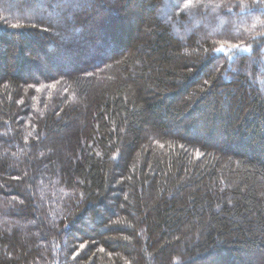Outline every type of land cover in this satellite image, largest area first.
Returning <instances> with one entry per match:
<instances>
[{
  "label": "trees",
  "instance_id": "trees-1",
  "mask_svg": "<svg viewBox=\"0 0 264 264\" xmlns=\"http://www.w3.org/2000/svg\"><path fill=\"white\" fill-rule=\"evenodd\" d=\"M77 2L0 0V264H264V0Z\"/></svg>",
  "mask_w": 264,
  "mask_h": 264
},
{
  "label": "snow or ice",
  "instance_id": "snow-or-ice-1",
  "mask_svg": "<svg viewBox=\"0 0 264 264\" xmlns=\"http://www.w3.org/2000/svg\"><path fill=\"white\" fill-rule=\"evenodd\" d=\"M75 4H76V0H68L67 6L73 7V6H75ZM13 27H19V25H14ZM234 47H238V46H234ZM216 51L220 54H223L225 50L223 47H221V48L217 49ZM81 247H83V245H81Z\"/></svg>",
  "mask_w": 264,
  "mask_h": 264
},
{
  "label": "rangeland",
  "instance_id": "rangeland-1",
  "mask_svg": "<svg viewBox=\"0 0 264 264\" xmlns=\"http://www.w3.org/2000/svg\"><path fill=\"white\" fill-rule=\"evenodd\" d=\"M20 1H22L23 3H27L26 5L27 6H32V8H35V9H39V6L38 5H35L34 3H31V0H20ZM75 5H78L79 6V2H77ZM84 5V4H83ZM86 5V4H85ZM29 6V7H30ZM32 15L33 16H35V17H38V16H36V15H34V13H32Z\"/></svg>",
  "mask_w": 264,
  "mask_h": 264
}]
</instances>
